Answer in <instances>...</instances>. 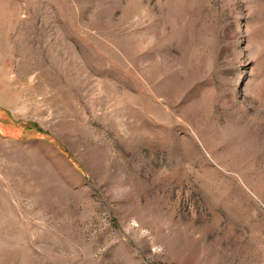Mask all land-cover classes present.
Segmentation results:
<instances>
[{
	"label": "rangeland",
	"instance_id": "374dc122",
	"mask_svg": "<svg viewBox=\"0 0 264 264\" xmlns=\"http://www.w3.org/2000/svg\"><path fill=\"white\" fill-rule=\"evenodd\" d=\"M0 264H264V0H0Z\"/></svg>",
	"mask_w": 264,
	"mask_h": 264
}]
</instances>
